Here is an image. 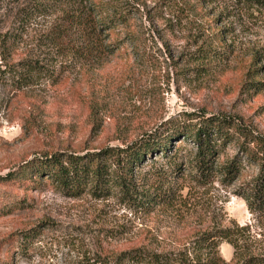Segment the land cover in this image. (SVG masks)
<instances>
[{
    "label": "rangeland",
    "instance_id": "374dc122",
    "mask_svg": "<svg viewBox=\"0 0 264 264\" xmlns=\"http://www.w3.org/2000/svg\"><path fill=\"white\" fill-rule=\"evenodd\" d=\"M28 1L0 0V34ZM140 10L152 42L143 61L120 55L85 72L69 66L21 89L0 78V264H85L135 247L179 252L215 230L234 242L218 248L226 263L264 260V212L251 213L239 196L257 175L244 159L231 182L218 171L205 184L186 175L175 202L150 215L15 177L40 153L121 146L190 113L232 120L264 138V87L246 94L264 83V10L232 0H143ZM47 26V17L28 25L15 62L40 54L36 39ZM232 158H242L233 144L217 163Z\"/></svg>",
    "mask_w": 264,
    "mask_h": 264
},
{
    "label": "trees",
    "instance_id": "16d2710c",
    "mask_svg": "<svg viewBox=\"0 0 264 264\" xmlns=\"http://www.w3.org/2000/svg\"><path fill=\"white\" fill-rule=\"evenodd\" d=\"M232 1L239 7L264 10V0ZM142 3L29 0L16 14L13 25L0 34V78L21 89L41 79L58 78L69 66L85 72L101 66L109 57L145 60L152 42L151 28L142 21ZM37 17L48 18V26L36 39L38 51L43 52L15 62L26 28ZM250 71L258 73L260 69ZM263 87L264 83L253 82L246 94ZM232 144L242 158L217 163ZM243 159L246 166L256 167L257 175L239 196L251 213H263L264 138L217 115L185 114L129 143L93 152H43L27 161L15 177L48 184L68 198L84 194L97 200L111 198L135 213L150 215L175 202L186 175L194 174L205 184L218 171L231 182L241 176ZM222 240L235 246L226 231L215 230L197 235L179 252L154 253L135 247L92 256L85 264H264L257 257L233 258L226 263L218 254Z\"/></svg>",
    "mask_w": 264,
    "mask_h": 264
}]
</instances>
